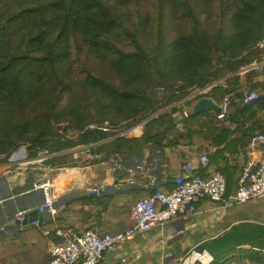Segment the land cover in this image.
<instances>
[{"label":"trees","instance_id":"trees-1","mask_svg":"<svg viewBox=\"0 0 264 264\" xmlns=\"http://www.w3.org/2000/svg\"><path fill=\"white\" fill-rule=\"evenodd\" d=\"M133 1L0 0V163L24 145L28 158L45 157L38 163L43 167L90 166L97 161L77 163L75 157L95 151L100 143L107 157L120 165L149 145L160 150L178 147L184 156L189 147L206 143L214 149L212 163H220L242 154L256 131L264 132V46H257L264 38V0H197L204 7L217 2L222 10L227 6L230 11L228 31L216 23L212 34L203 32L188 0H162L169 9V23L176 24L177 30L171 40H165L160 9L155 18L156 39L149 47L137 37L144 31L140 23L127 31L115 14L118 7ZM121 31L133 44L132 50L117 45ZM74 43L84 45L89 54L107 64L118 82L86 69L79 71L85 73L81 78L72 80ZM222 77L225 88L217 84ZM160 87L166 93L159 92ZM195 91V96L186 99ZM252 91H257V98L247 101ZM62 92L67 100L59 107ZM203 95L220 101L228 97L222 117L211 112L188 115L191 102ZM142 121L139 136L119 134L123 127ZM105 122L108 128L89 129L75 140H65L60 133L64 126ZM239 164L241 160L234 162ZM220 171L229 183L228 167ZM146 176L138 172L137 183L146 184ZM104 187L106 192L99 195L81 193L66 203L60 210L63 219L2 238L0 264H48L49 246L41 241L40 228L64 229L146 193L143 188L111 191L110 186ZM132 226L131 208L125 207L87 222L82 230L96 228L98 234L114 235ZM243 252L225 250L210 264L236 260L264 264L259 251Z\"/></svg>","mask_w":264,"mask_h":264},{"label":"crops","instance_id":"crops-1","mask_svg":"<svg viewBox=\"0 0 264 264\" xmlns=\"http://www.w3.org/2000/svg\"><path fill=\"white\" fill-rule=\"evenodd\" d=\"M244 70L246 69L241 70V72ZM218 101L222 103L223 99ZM175 119L179 120V115H176ZM143 122L139 123L142 125ZM126 128H129L126 134L130 133L126 136H139L141 133L138 124ZM213 150L212 146L206 143L189 147L183 156L178 147L160 150L149 145L134 154L124 165H121L126 168L122 173L119 170L116 173L113 167H104L99 164L82 167H43L38 164L40 162L38 161L39 157L33 159V162L36 163L32 165L9 166L7 163H0V204L13 198L23 208L39 204L41 193L32 189L29 179L32 178L34 182L38 181L40 171L43 172L44 178L52 182L51 193L57 199L59 210H62L66 203L77 198L81 193L96 195L89 193V188H98L99 194L106 192L104 185L110 186L111 191L142 187L146 189L145 194L152 188H172L183 177L185 164L193 163L195 173L198 170L197 156L203 153L211 154ZM234 158L220 163H212L208 172L211 170L220 171L226 166L230 171L234 162L238 160ZM140 166L151 167V175L155 176L153 185L150 184L149 179H147L146 184L137 183L136 174L138 172L145 173L140 171L138 168ZM99 167H102V172H99L101 171ZM134 169L137 171L132 176L130 172ZM83 170H87V174ZM124 174L129 176L127 180L116 178V175ZM145 175L148 178L150 176L147 173ZM132 178L135 181L133 184H129ZM84 179H87V183ZM230 186L231 182L228 183V188ZM85 187L88 188L85 189ZM133 201L115 209L105 208L103 214L83 221V224L85 225L87 222L118 209L130 207ZM217 207V203L208 198H202L197 204L196 214L192 217L182 216L169 221L163 227L155 226L138 234L125 243L120 253H106L98 264H210L218 254L231 248H240L244 254L248 250L259 251L264 256V196L227 209ZM5 208L4 211L0 208V215L4 214L0 216V228H4V230L0 229V240L4 237H14L21 230L33 227L30 225V221L36 217H31L32 219L27 225H23L14 219L15 208L12 207L11 203L6 204ZM42 218V222L50 220L49 218L46 220L45 214L42 215ZM187 224L190 225L189 228L183 230ZM72 226L74 228L81 227L78 223ZM40 229L43 235L42 228ZM181 230L183 231L181 232ZM162 232H165L168 238L161 246L158 245V240ZM41 241L49 246L44 235ZM122 259H126V261L122 262Z\"/></svg>","mask_w":264,"mask_h":264},{"label":"built area","instance_id":"built-area-1","mask_svg":"<svg viewBox=\"0 0 264 264\" xmlns=\"http://www.w3.org/2000/svg\"><path fill=\"white\" fill-rule=\"evenodd\" d=\"M264 46V38L257 44ZM226 78L217 80L221 88L226 87ZM159 92L166 93L164 87H160ZM257 98V91H252L247 97V101ZM224 113L229 104V99L224 96ZM223 116V115H222ZM219 116V117H222ZM109 125L89 123L83 127L64 126L60 131L65 140H75L89 129H106ZM126 128V127H124ZM122 128L120 135H125L129 128ZM99 144V143H98ZM77 152H80L77 151ZM45 157L41 156L38 161ZM234 159L241 160V164L233 165L230 169L231 186L228 188V179L221 171L210 170L212 156L203 153L197 156L198 170L194 173L193 163L183 166V177L172 188H152L147 194L138 197L131 204V217L133 226L121 233L98 234L96 228L83 231L84 222L78 223L80 228L73 226L57 229L53 232L42 230L43 235L48 240L49 259L48 264H98L106 253L118 254L122 251L125 243L138 234H141L155 226H165L169 221L182 216L192 217L197 212V204L202 198L218 204L217 208H231L240 205L248 200L264 196V132L256 131L247 143L242 154ZM76 162L82 163L86 160H96L97 164L109 168L113 167L121 173L125 170L116 160L107 157L106 148L100 143L99 148L93 152L78 153ZM33 159L28 158L27 149L24 145L11 151L7 157V162L13 164H31ZM140 171L147 173L150 184H154L155 176L151 175L150 166L138 167ZM49 169V167H48ZM131 171V170H130ZM137 169L130 172L133 176ZM132 178L129 184H133ZM33 190L41 193V200L35 206H27L22 211L14 213L13 217L20 224L27 221L29 213L35 210L46 215V220H61L64 218L62 212L57 207V199L51 193L52 182L49 179L34 182L29 179ZM91 194L98 195V188H90ZM43 219L38 217L30 221L31 226H40ZM187 224L183 230L189 228ZM4 230V228H0ZM181 230V232L183 231ZM168 236L162 232L158 240V245H163ZM126 259H122V262ZM231 264H263L261 262H250L248 260H236Z\"/></svg>","mask_w":264,"mask_h":264},{"label":"rangeland","instance_id":"rangeland-1","mask_svg":"<svg viewBox=\"0 0 264 264\" xmlns=\"http://www.w3.org/2000/svg\"><path fill=\"white\" fill-rule=\"evenodd\" d=\"M161 2L162 0H134L132 3H130L127 6L118 7V9L115 12L119 20L120 21L123 20L124 28L127 31L130 32L133 31L135 24L138 23L142 24V26H140L139 24L138 27L140 30L143 28L144 31H140L137 37L139 38V40H141L142 45L145 47H149L151 44L154 43L156 39L157 28L155 27V18L158 15L160 9L162 10V14H163L162 17L164 21L163 33L165 35V40L166 41L171 40L176 33L177 25L169 23L167 17V15L169 14L168 13L169 9L166 7V5H164ZM188 7L191 8L192 11L195 13V15L199 18L203 32L205 31L207 34H212L214 30V25L216 23H221L223 27L226 29V31H228L227 28L229 26L230 11L227 6H225L224 9L222 10V7L219 6L217 2H215L211 6L204 7L197 0H188ZM177 20L178 18H175V21ZM119 36H120L119 37L120 41H116V43L120 48H122L125 51H130L134 48L131 41H129L126 35L122 33V31L120 32ZM76 45L75 43L71 45L72 59L74 60V70L71 74L72 80H76L79 77L81 78L85 73H80L79 71L82 69H86L95 76L105 78L109 82L112 83L118 82L114 73L107 66V64L100 63L93 55L89 54L84 45H81L80 43H77ZM75 88L79 90V86L77 84H75ZM66 100H67V95L65 92H62L60 94L59 107L62 106L66 102ZM136 124H138V127L141 128L142 126L141 123H136ZM127 134H125V136ZM5 163L8 164L7 161ZM8 165L18 166L19 164H13V165L8 164ZM99 168L101 169V171L99 172H102L103 171L102 167ZM37 171L39 172L40 170L38 169ZM83 172L87 174V170H83ZM51 176H52V172H51ZM44 179L46 178H44L43 172L40 171V178L38 181H42ZM84 180L87 183V179ZM86 188L88 187H85V189Z\"/></svg>","mask_w":264,"mask_h":264},{"label":"water","instance_id":"water-1","mask_svg":"<svg viewBox=\"0 0 264 264\" xmlns=\"http://www.w3.org/2000/svg\"><path fill=\"white\" fill-rule=\"evenodd\" d=\"M198 93V92H197ZM197 93H193L191 95H189L186 99H189L193 96H195ZM202 112H211L212 114H214L215 116H222L224 115V106L221 102H219L218 100H216L214 97L212 96H208V95H203L201 97H198L196 99H194L191 104L189 105L188 109H187V113L188 115H194V114H198V113H202ZM126 169V168H124ZM127 174V173H125ZM129 185V184H128ZM142 188V187H141ZM12 204V207L15 208V212L17 211H22L24 208L21 207L16 201L15 198L10 199L7 202H3V204H0V208L2 211H4L5 205L6 204ZM14 203V204H13ZM14 212V213H15ZM4 214L0 215L3 216ZM42 213H38L35 210L31 211L29 213V218L26 221H23L22 224L23 225H27V223L32 219L31 217H38L40 219L42 218Z\"/></svg>","mask_w":264,"mask_h":264}]
</instances>
